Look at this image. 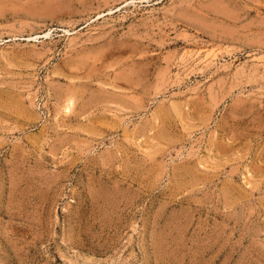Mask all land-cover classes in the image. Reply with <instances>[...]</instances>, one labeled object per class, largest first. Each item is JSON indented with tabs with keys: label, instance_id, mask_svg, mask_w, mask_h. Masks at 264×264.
Segmentation results:
<instances>
[{
	"label": "rangeland",
	"instance_id": "obj_1",
	"mask_svg": "<svg viewBox=\"0 0 264 264\" xmlns=\"http://www.w3.org/2000/svg\"><path fill=\"white\" fill-rule=\"evenodd\" d=\"M0 264H264V0H0Z\"/></svg>",
	"mask_w": 264,
	"mask_h": 264
}]
</instances>
